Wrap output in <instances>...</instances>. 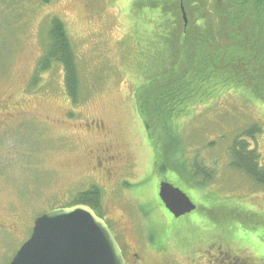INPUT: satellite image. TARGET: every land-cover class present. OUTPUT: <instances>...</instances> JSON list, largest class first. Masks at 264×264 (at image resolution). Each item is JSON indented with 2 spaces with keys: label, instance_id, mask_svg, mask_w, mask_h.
Wrapping results in <instances>:
<instances>
[{
  "label": "rangeland",
  "instance_id": "1",
  "mask_svg": "<svg viewBox=\"0 0 264 264\" xmlns=\"http://www.w3.org/2000/svg\"><path fill=\"white\" fill-rule=\"evenodd\" d=\"M138 1L0 0V264H11L38 216L74 203L93 187L101 193V214L124 217L122 226L136 247L127 252L131 264H233L221 253L254 264V256L264 258L261 242L248 238L230 249L217 239L224 225L216 227L212 219L198 226L187 218L178 223L161 206L159 185L168 179L196 205L206 203L207 193L210 207L237 210L235 225L264 226V186L235 171L229 155L234 139L257 127L250 143L264 166V105L240 90L195 105L190 118L173 124V141L162 143L161 155L179 162L185 153L186 160L215 171L216 179L187 190L169 171L156 176L155 151L135 93L157 49L140 36V27L147 26L132 12ZM55 19L63 22L76 56V100L67 94L63 66L43 63ZM105 151L118 157L110 178L95 161ZM178 164L185 165L183 159ZM145 202L149 214L142 212ZM247 213L256 216L242 220ZM148 217L154 225L146 231Z\"/></svg>",
  "mask_w": 264,
  "mask_h": 264
},
{
  "label": "trees",
  "instance_id": "2",
  "mask_svg": "<svg viewBox=\"0 0 264 264\" xmlns=\"http://www.w3.org/2000/svg\"><path fill=\"white\" fill-rule=\"evenodd\" d=\"M181 2L188 15L187 24L181 12ZM133 8L132 12L144 17L141 26L146 22L147 28L140 27V36L157 49V53L148 57L152 64L150 74L135 93L138 113L155 151L156 176L169 171L177 183L187 190L192 187L205 188L216 179L215 171L197 166L195 159L186 160L185 153L181 154L179 160L183 159L184 166L178 164L179 157H162L161 145L173 141V124L181 121V117L190 118L195 107L206 105V100L211 101L227 90H240L256 104L264 105V0H164L157 3L139 0ZM49 43L48 56L43 63L50 66L52 62H57L63 66L67 94L76 100L81 90L80 77L76 56L62 21L53 20ZM259 131L257 127L242 131L234 139L229 155L230 166L235 171L264 186V166L259 164L261 155L250 143H255ZM199 175L203 176V181ZM99 192L96 187L90 188L80 193L72 204H85L99 211ZM203 196L206 203L197 205L195 212L179 219L162 203L161 206L178 223L187 218L188 222L198 226L212 219L216 227L224 225L220 229L222 237L217 239H222L225 245L231 246L228 247L230 249L248 238L264 244L262 223L255 226L235 225L240 217L237 210H217L218 207L207 204L209 194ZM150 206L145 202L141 207L142 212L149 214ZM255 216L247 213L242 220L251 221ZM150 217L145 221L146 231L154 225ZM150 240H154L153 235H150ZM224 258L233 261V264H254L247 257L232 258L225 254ZM263 259L261 255L253 257L254 261Z\"/></svg>",
  "mask_w": 264,
  "mask_h": 264
},
{
  "label": "water",
  "instance_id": "3",
  "mask_svg": "<svg viewBox=\"0 0 264 264\" xmlns=\"http://www.w3.org/2000/svg\"><path fill=\"white\" fill-rule=\"evenodd\" d=\"M152 2L164 0H150ZM182 15L187 24L184 5ZM159 198L176 219L197 209L180 188L163 182ZM11 264H127L107 223L85 204L58 208L37 219L33 233Z\"/></svg>",
  "mask_w": 264,
  "mask_h": 264
},
{
  "label": "flooded vegetation",
  "instance_id": "4",
  "mask_svg": "<svg viewBox=\"0 0 264 264\" xmlns=\"http://www.w3.org/2000/svg\"><path fill=\"white\" fill-rule=\"evenodd\" d=\"M95 161L96 162L98 161L99 165L103 166L102 170L105 171L106 176L108 178H110L111 175L113 174L112 170L114 169V166L118 162V157L116 155H111L110 151H108V152L105 151L104 153H99L95 157ZM103 161H104V163H106L105 166L102 164ZM109 168L111 170H109ZM126 206L127 205L123 204L122 208L126 207ZM99 213H100V209H99ZM101 215L106 222H108L112 225L111 229L113 231L114 236H116V238L119 242V246H121L123 249L124 257H126L127 263L131 264L130 262H132V260H131V258L127 257V252L129 251L130 253H133L136 250V247L133 245V241H131V236L128 235L129 229H126L125 227L122 226L124 217L123 216L119 217L114 212H111L110 215H105L104 213H102ZM130 216L132 218V215H130ZM132 220H133V218H132ZM0 227L3 228V226H0ZM136 229H137V227H136ZM123 241H125V243ZM221 254L224 255L226 253H221ZM134 257L137 258V255H134ZM134 257H133V259H134ZM257 262H260V263H256V264H264V259L263 260H257ZM133 263H135V262H133Z\"/></svg>",
  "mask_w": 264,
  "mask_h": 264
},
{
  "label": "bare ground",
  "instance_id": "5",
  "mask_svg": "<svg viewBox=\"0 0 264 264\" xmlns=\"http://www.w3.org/2000/svg\"><path fill=\"white\" fill-rule=\"evenodd\" d=\"M101 218V217H100ZM101 219H103V217L101 218ZM104 220V219H103ZM105 221V220H104ZM36 222H37V220L35 221V223H34V227H35V225H36ZM119 245V244H118Z\"/></svg>",
  "mask_w": 264,
  "mask_h": 264
}]
</instances>
